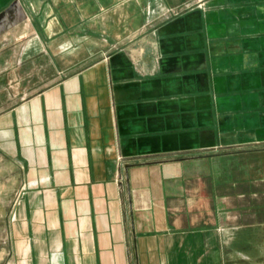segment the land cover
Masks as SVG:
<instances>
[{
	"label": "crops",
	"instance_id": "0c3cea01",
	"mask_svg": "<svg viewBox=\"0 0 264 264\" xmlns=\"http://www.w3.org/2000/svg\"><path fill=\"white\" fill-rule=\"evenodd\" d=\"M19 189L0 264H224L264 224V0H0Z\"/></svg>",
	"mask_w": 264,
	"mask_h": 264
},
{
	"label": "rangeland",
	"instance_id": "374dc122",
	"mask_svg": "<svg viewBox=\"0 0 264 264\" xmlns=\"http://www.w3.org/2000/svg\"><path fill=\"white\" fill-rule=\"evenodd\" d=\"M21 190L11 195V201L0 202V246L3 245L4 236L1 227H4L6 223V212L15 204ZM233 233L231 249L224 253V264H264V224H252V226L233 230Z\"/></svg>",
	"mask_w": 264,
	"mask_h": 264
}]
</instances>
